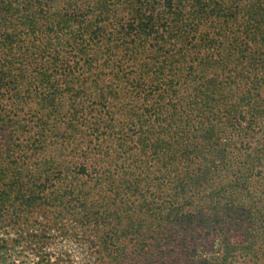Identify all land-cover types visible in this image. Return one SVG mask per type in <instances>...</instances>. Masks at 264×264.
<instances>
[{
	"label": "trees",
	"instance_id": "1",
	"mask_svg": "<svg viewBox=\"0 0 264 264\" xmlns=\"http://www.w3.org/2000/svg\"><path fill=\"white\" fill-rule=\"evenodd\" d=\"M64 221L96 264H264V0H0V226Z\"/></svg>",
	"mask_w": 264,
	"mask_h": 264
},
{
	"label": "rangeland",
	"instance_id": "2",
	"mask_svg": "<svg viewBox=\"0 0 264 264\" xmlns=\"http://www.w3.org/2000/svg\"><path fill=\"white\" fill-rule=\"evenodd\" d=\"M64 224V231L52 230L41 243L19 240L17 231L0 226V264H96L80 232Z\"/></svg>",
	"mask_w": 264,
	"mask_h": 264
}]
</instances>
